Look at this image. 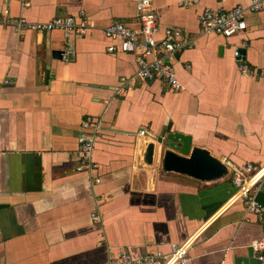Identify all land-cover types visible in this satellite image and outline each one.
Returning a JSON list of instances; mask_svg holds the SVG:
<instances>
[{
  "label": "crops",
  "instance_id": "obj_1",
  "mask_svg": "<svg viewBox=\"0 0 264 264\" xmlns=\"http://www.w3.org/2000/svg\"><path fill=\"white\" fill-rule=\"evenodd\" d=\"M138 1L0 0L1 20L83 13L94 26L66 37L0 25V264H106L119 248L168 252L196 233L183 264H264L249 246L264 237V219L241 201L226 205L229 172L200 181L162 170L160 149L152 165L143 159L145 145L176 132L222 162H264V77L240 73L233 55L246 43L240 60L264 71V4L246 14L243 33L225 38L202 34L198 14L249 0H150L160 30L182 29L193 42L174 58L181 89L132 81L120 92L136 58L106 52L116 42L102 29L120 22L138 31ZM87 117L99 127L96 169L76 172ZM256 199L264 209V180Z\"/></svg>",
  "mask_w": 264,
  "mask_h": 264
},
{
  "label": "built area",
  "instance_id": "obj_2",
  "mask_svg": "<svg viewBox=\"0 0 264 264\" xmlns=\"http://www.w3.org/2000/svg\"><path fill=\"white\" fill-rule=\"evenodd\" d=\"M198 0L180 2L179 5L186 7L197 4ZM264 4V0H249L247 7L236 6L228 10L203 9L198 14V22L202 34H218L225 38L243 33L247 26L246 14L259 12ZM83 15V13H81ZM80 15L79 20L73 17H54L47 22L30 23L20 17L15 20L0 19V25L11 27L14 32L23 31L51 32L61 30L65 36L71 34L84 35L94 28L88 21ZM136 18L139 24L138 31H133L120 22H112L102 31L106 39L115 41V45H109L106 52L127 53L136 58V72L131 78H122L117 91L124 92V88H129L132 81H162L173 90L181 89L178 83L173 62L176 54L190 48L193 45L191 39L184 35L182 29L166 28L160 30L156 20V13L151 8L150 0H139L136 4ZM246 47V43L237 47L234 51V58L238 61V70L244 75H260L264 77V71L256 72L240 60L241 49ZM257 73V74H256ZM99 131L97 124L91 122L87 117L80 124V132L77 136V160L76 172H93L96 164L92 160L94 139ZM144 130H140L137 136L142 137ZM230 173L233 193L226 205H232L241 201L248 213L256 215L258 220L264 219V209L256 199L259 185L264 180V162L261 164L245 163L241 166L229 161L223 162ZM94 183H99L98 178L93 179ZM95 223H100L97 215H92ZM197 233L190 236L181 244L173 245L168 252L154 251L139 254L128 248H119L114 253L108 255L106 264H183L187 261L190 248L194 244ZM250 249L254 256L264 262V237L253 239L250 242Z\"/></svg>",
  "mask_w": 264,
  "mask_h": 264
},
{
  "label": "water",
  "instance_id": "obj_3",
  "mask_svg": "<svg viewBox=\"0 0 264 264\" xmlns=\"http://www.w3.org/2000/svg\"><path fill=\"white\" fill-rule=\"evenodd\" d=\"M160 149L162 170L186 175L200 181H213L227 175L226 165L207 150L192 147L189 136L171 132L145 145L144 162L152 165L155 152Z\"/></svg>",
  "mask_w": 264,
  "mask_h": 264
}]
</instances>
